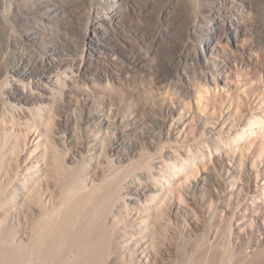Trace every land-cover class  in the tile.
I'll list each match as a JSON object with an SVG mask.
<instances>
[{
  "label": "rangeland",
  "instance_id": "374dc122",
  "mask_svg": "<svg viewBox=\"0 0 264 264\" xmlns=\"http://www.w3.org/2000/svg\"><path fill=\"white\" fill-rule=\"evenodd\" d=\"M10 1L14 15L10 13L9 20L18 16L21 23L12 20V40L3 48L7 55H0V239L14 244V256L32 242L39 213L56 206L60 180L51 176L49 164L54 158L57 164L72 166L67 157L80 159L85 153L83 145L97 133L108 130L116 135L112 127L96 119L111 107L117 129L134 137L139 153L129 143H122L121 148L133 160L123 162L130 164L123 168L107 151L104 140L102 154L108 155V162L94 165L81 158L77 168L84 169L93 183L99 182L94 175H112L119 194L127 177L142 170L145 175L148 172L147 180L145 175L141 177L148 189L137 202L116 197L104 218L113 241L108 243L112 250L107 246L105 253H120L118 259L127 264H264V0L236 3L245 31L240 46L220 41L221 52L212 57L221 69H207L202 58L198 62L178 60L180 67L169 72L164 68L168 59L173 62L169 52L175 30L161 16L164 2L132 0L122 9L124 33L122 29L115 35L121 36L120 43L135 62L125 55L115 63L94 57L91 67L103 70V77L92 70L72 83L67 81L63 86L67 90H59L47 107L37 108L46 103L43 101L25 103L28 111L24 112L6 98L9 75L14 74L12 60L21 62L23 54L37 68L43 54L34 43L20 39L25 31L22 20L30 17L24 4L31 0ZM56 1L60 7L53 14V27L64 37L63 42H75L82 37L78 21L93 3ZM194 3L190 13L179 10L175 15L190 21L198 15L205 17L204 8L211 0ZM6 30L0 27V39L6 37ZM22 60L21 66L26 61ZM74 68L73 64L67 66V70ZM63 71L53 69L52 73ZM21 80L26 85L29 82ZM257 122L263 124L262 132L257 131ZM241 128L249 131L242 140L244 146L252 142L248 150L231 140ZM219 155L224 159H218ZM193 185L198 191H193ZM145 211L156 218L154 225L147 220L151 218L137 224Z\"/></svg>",
  "mask_w": 264,
  "mask_h": 264
},
{
  "label": "bare ground",
  "instance_id": "6f19581e",
  "mask_svg": "<svg viewBox=\"0 0 264 264\" xmlns=\"http://www.w3.org/2000/svg\"><path fill=\"white\" fill-rule=\"evenodd\" d=\"M9 1L7 3L6 0H0V27L5 28V30L7 29L6 37L3 40L0 39V55H7L3 48L6 49L9 45L8 43H10L9 40H12L11 37L13 35L11 34L12 31L10 32L9 29H12L10 27L14 25L12 24V20L14 19L10 21L9 14L14 11L11 12L12 7ZM149 1L152 4L154 1L158 0ZM162 1L164 2V5L162 6L163 9H161V16L164 21L168 23L169 28L173 31L175 30V32H172L171 34L173 44V47L171 48L172 50L169 46V54L171 59H173V62L169 61L170 59L167 60L169 63H167V66L164 68L166 72L169 69H178L182 60L183 62L191 60L192 62L193 60L198 62L199 60H202V58L204 60V66L207 69H221L222 65L215 60L217 58L212 57L213 53H215V55L216 53L220 54V41L225 40L235 46H240V43H238L239 38L242 34H244L245 28L236 3H244L245 0H211L210 5L208 4L209 6L204 8L206 13L205 17L207 19L202 15V17L198 15V17L193 18V21L185 18L182 19L183 17L180 18V16L177 14L175 15L174 12L184 11L190 13L194 8V2H196V0ZM91 2L93 3H91L93 8H90V11H87V15L85 14V16H83L77 24L78 33L82 35V37L80 36L82 39L76 38L77 40L75 42L72 41V43L65 42L67 40L63 42L64 37L61 38L59 31L53 27V25H55L53 21V14H55L60 7V4L56 0H31V3L28 5L24 4V6H26V13L30 17H25L23 20L21 18L25 31L22 33L20 39L34 43L43 55L39 62L40 66L37 68H32L33 66L31 67L28 58L23 54L19 57L21 62L18 63L16 60H12V67L10 70L14 74L9 75V84L6 86V98L12 101L15 106L18 105L17 109L21 112L28 111V107L25 106V103H32L36 101L40 103L43 101L46 103L44 105L39 104L37 108L42 109L43 106L47 107L55 100V95L59 90H67L66 88H63L64 85L66 86L65 82L71 81L72 83L74 79H77L79 76H85L92 70H97V75H101L103 77L105 75L103 70L101 71L91 67L92 61L96 60V58L107 60L110 63H115L119 60V56L125 55L129 58V60L131 58V63L135 62L133 57L128 56L129 53L126 51V46L123 45L122 42L120 43L119 40L121 36H118L119 38H117L115 35V33H120L124 28L121 24L124 20V14L122 13L123 6L128 3H132V0H91ZM61 7L63 8V6ZM11 15L14 14L12 13ZM189 15L191 16V14ZM17 18H15L14 23L18 21ZM17 23H21V21H18ZM164 31L166 35L170 33L166 30V28ZM123 33H121V35ZM20 39H17V41ZM122 40L124 42L125 39L122 38ZM210 55L211 57H207ZM22 59L26 60L23 66H21L23 61ZM174 59L176 60V63H174ZM178 60H181V62ZM70 64L75 65L73 70H67V66ZM1 65L2 63H0V67ZM60 68H64L63 74L52 73L53 69ZM16 72L20 74L21 78L15 77V74H17ZM60 76L63 77L62 82H60ZM23 78L29 80L27 85L22 83L21 79ZM48 101H50V103ZM96 119L101 124L104 123L106 126L112 127L115 130L114 133L116 135L113 133L114 136H112L108 133V130L97 134L95 133L96 135L93 140L86 142L84 145L82 144L85 149V153L79 156L80 159L75 156L67 157V162L69 164L73 163L72 166H68L67 163L63 165L57 161L59 164L63 165L60 166L56 163V159L54 158L52 162L50 161L51 163L49 165H51V167L49 165L48 166L51 169L49 167L48 168L51 170V176L60 180V184H58L57 180V184L60 187V194L55 199L56 206H52L54 205L53 202L50 209L39 213V218L36 221V225H34L36 228L34 227L35 233L32 237L33 240L29 245L22 248L21 255H18L19 251H16L18 254L16 253L17 256H14V244L10 245L9 242L6 241V238L5 240L3 238L0 239L1 264H5L7 260L4 262L3 259L7 258L11 261L15 258L13 262L15 261L16 264L18 262L24 264H127L125 261H120L118 259V257L121 256L120 253L119 256L117 252H109L108 254L105 253L108 251H105V248L107 249V246L110 248L108 243L113 241L110 239L112 238V235L109 236L111 227L107 224L105 225L106 220L104 223V218L107 216L106 213L109 209H111L110 206L116 202V197L137 202L140 199V196L147 192L148 184L146 186V182L144 183V180L141 178L145 175L144 171L140 170L136 173V176L128 174L129 176L127 177L126 185L119 194L116 188L118 185L116 186V180L114 177L112 179V175L107 176L102 173L97 174L99 177L94 175L96 180L99 182L93 183V179L85 176L88 173L84 175L85 171L83 168V170L77 168V166H79L77 162L81 160V158H85L90 164H103L108 162V155L104 153L102 154V145L104 140L108 145V147H106L107 151L116 156L118 162L122 163V165L118 166H122L123 168L125 166L128 167L130 164L126 165V163L130 162L132 159L127 157L125 150L122 149L120 145L122 143H129V146H132L135 150L137 149L136 144H133L134 137L132 138L131 135L124 130L117 129V120L111 107L108 108L106 114L103 113V115H98ZM257 125L259 126H257V131L262 132L261 130H263V124L257 122ZM248 132L247 128H241L239 130V134L232 137L231 140L233 141V144L239 145L241 143L242 145L243 138L247 137L245 135H249ZM58 137L59 136L56 138ZM251 146L252 142L250 141V143L245 146L243 144L242 149L248 150ZM136 152L139 153V150H136ZM138 156H140V154H138ZM221 157H223V155H219L218 159L222 160ZM73 165L75 169L73 168L72 170L71 167H73ZM157 167L160 166L157 165ZM155 172L159 173L158 171ZM147 173L148 172H146L145 180H147ZM175 183L176 181L173 182V184ZM193 191H198L197 186L193 185ZM49 198L50 201H53L52 197L49 196ZM257 207H259L258 204ZM44 209L45 208H43V210ZM142 215L145 216L144 218H138L139 220L142 219L141 222L137 221L138 225L140 223L142 224L146 218H151L147 220L151 221V225H154V219L156 218L153 219V215L150 211H145ZM160 220L158 219V221ZM137 235L140 236L139 234ZM143 235L145 234L143 233ZM8 245L13 247H9ZM150 246V244L148 246L145 244L146 248H150ZM111 250L112 248H110V251ZM105 254H107V256ZM10 262L8 264H10ZM13 262L11 264H15Z\"/></svg>",
  "mask_w": 264,
  "mask_h": 264
}]
</instances>
